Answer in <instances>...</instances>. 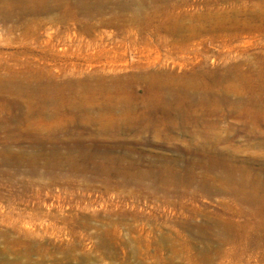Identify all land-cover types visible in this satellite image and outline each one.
Returning <instances> with one entry per match:
<instances>
[{
	"label": "rangeland",
	"instance_id": "rangeland-1",
	"mask_svg": "<svg viewBox=\"0 0 264 264\" xmlns=\"http://www.w3.org/2000/svg\"><path fill=\"white\" fill-rule=\"evenodd\" d=\"M77 1L0 0V264H264V0Z\"/></svg>",
	"mask_w": 264,
	"mask_h": 264
},
{
	"label": "bare ground",
	"instance_id": "bare-ground-1",
	"mask_svg": "<svg viewBox=\"0 0 264 264\" xmlns=\"http://www.w3.org/2000/svg\"><path fill=\"white\" fill-rule=\"evenodd\" d=\"M77 3L78 6L75 12H73L74 13L73 15L74 17H79L86 21H89L97 16L103 17L104 15L107 14L110 15V17L106 19H102L101 21L102 24L117 25L126 19L128 20L133 18V20H137V17H135L136 15L144 14V18H146L149 24L155 26V32L160 38L162 37V31H166L170 34H176V29L170 24H167L165 22V20L175 19L176 16L173 14V12L169 10H165L162 12L145 11L146 0H142L140 3L135 1L133 4L125 0H121L117 2H113L112 0H82V1H77ZM129 8H131L130 12H132L133 15V16L129 15L130 17L126 16V13L127 11H129ZM145 67H146L145 65H140L138 68L140 70V69H144ZM112 68L115 69L114 67ZM169 73L170 72H168V74ZM148 75L151 79L153 78L158 79L159 74L157 72L154 73L151 72Z\"/></svg>",
	"mask_w": 264,
	"mask_h": 264
}]
</instances>
